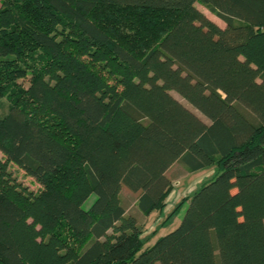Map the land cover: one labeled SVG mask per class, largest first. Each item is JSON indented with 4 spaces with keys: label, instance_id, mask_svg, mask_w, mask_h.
Here are the masks:
<instances>
[{
    "label": "trees",
    "instance_id": "obj_1",
    "mask_svg": "<svg viewBox=\"0 0 264 264\" xmlns=\"http://www.w3.org/2000/svg\"><path fill=\"white\" fill-rule=\"evenodd\" d=\"M102 8L142 28L115 36ZM4 97L0 264H264V0H0ZM177 163L215 173L145 250L122 191L162 214Z\"/></svg>",
    "mask_w": 264,
    "mask_h": 264
},
{
    "label": "rangeland",
    "instance_id": "obj_2",
    "mask_svg": "<svg viewBox=\"0 0 264 264\" xmlns=\"http://www.w3.org/2000/svg\"><path fill=\"white\" fill-rule=\"evenodd\" d=\"M209 19L219 25L221 28H225V23L214 16L206 7L198 4L197 6ZM97 21L104 25L106 29L112 30L113 34L117 37L124 36L132 37L135 35L138 27L142 28V19L143 15L141 12L137 11H126L122 9H113V8H102L98 10L95 14ZM166 19H170L171 16H165ZM30 75L24 80L19 82L25 87L28 88L30 83ZM174 97L178 99L184 106L196 113L204 122L209 124V121L196 111L191 105H189L184 99L179 95L173 93ZM11 103L7 97H4L0 100V116L6 115L10 110ZM0 159H4V156L0 152ZM9 172L12 176L20 183L22 186L28 188L34 193H38L41 190V187L36 183V181L28 176L22 169L11 164L9 165ZM167 176L173 183L174 191L170 195L168 205L166 207V213L160 215L159 213H153L150 216H144L137 209V199L138 194L131 193L128 189L124 188L121 194V201L127 210V216L137 217L138 226L142 231L143 239L145 241L144 249H148L154 245V243L161 237L168 235L177 229L182 221V216L184 215L185 209L181 212L180 215L170 219L165 225L162 226L166 217L174 210V208L186 197L191 196L201 185L204 183L207 178L206 174L203 175H194L190 174L188 170L177 163L170 171L167 173ZM207 182V181H205ZM94 197H92L85 208L88 209L93 203ZM213 242L216 247V238L213 235ZM218 264L219 260L217 257Z\"/></svg>",
    "mask_w": 264,
    "mask_h": 264
},
{
    "label": "crops",
    "instance_id": "obj_3",
    "mask_svg": "<svg viewBox=\"0 0 264 264\" xmlns=\"http://www.w3.org/2000/svg\"><path fill=\"white\" fill-rule=\"evenodd\" d=\"M196 6H198V4H197ZM197 8H198V7H197ZM198 9H199V8H198ZM199 10H200V9H199ZM200 11H201V10H200ZM175 165H176V164H175ZM175 165H174V166H175ZM174 166H173V167H174ZM173 167H172V168H173ZM172 168H171V169H172ZM171 169H170V170H171ZM170 170H169V171H170ZM169 171H168L167 173H169ZM188 172H189V171H188ZM189 173H190V172H189ZM214 173H215V170H214V169H207V170H203V171H200V172H197V173H190V174H191V175H192V174H194V175H195V174H196V175H200V174L203 175V174H206V175H207V178L205 179V181H209V180L213 177ZM205 181H203V182H205ZM168 200H169V199H168ZM167 205H168V202H167ZM165 213H166V210H165L162 214H165ZM159 214H160V213H159ZM162 214H160V215H162ZM182 217H183V216H182ZM154 244H155V243H154Z\"/></svg>",
    "mask_w": 264,
    "mask_h": 264
}]
</instances>
